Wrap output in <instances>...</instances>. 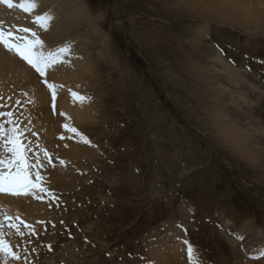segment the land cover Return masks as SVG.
<instances>
[{
	"label": "rangeland",
	"instance_id": "1",
	"mask_svg": "<svg viewBox=\"0 0 264 264\" xmlns=\"http://www.w3.org/2000/svg\"><path fill=\"white\" fill-rule=\"evenodd\" d=\"M256 2L261 17L224 22L180 0H0V31L11 43L35 32L45 54L69 46L48 68L60 69L64 86L79 85L67 87L93 109L80 125L58 118L62 87L51 71L41 76L0 43L47 96L42 105L8 85L0 113L19 120L42 106L41 115L59 119L58 136L80 149L52 163L62 178L35 179L37 195L16 210L0 207L8 264H147L178 239L202 264H264L245 254L240 237L256 243L264 232V0ZM44 13L47 29L36 21ZM10 118L0 123L11 128ZM22 134L27 160L48 167L52 148ZM8 158L0 139L5 166Z\"/></svg>",
	"mask_w": 264,
	"mask_h": 264
},
{
	"label": "bare ground",
	"instance_id": "2",
	"mask_svg": "<svg viewBox=\"0 0 264 264\" xmlns=\"http://www.w3.org/2000/svg\"><path fill=\"white\" fill-rule=\"evenodd\" d=\"M180 1H183L184 4L189 3V5H191V6H196L199 8V10L203 11V12H201V11L198 12V14L202 13L204 15V13H205L206 15H210L213 17L217 16V17L223 19L224 22H226V20L230 19V18L233 22H240L241 19L246 18L247 16L249 19L252 20L255 15L257 17H261L263 15L262 11L259 10V8H258L259 5L256 2L257 0H180ZM260 4H261V2H260ZM81 15L85 16V13H83ZM86 17H88V16L86 15ZM85 19L88 20V18H85ZM246 21H248V20L246 19ZM254 26H257V25H254ZM16 58H18V57H16ZM23 62L24 61H22V59H20V60L12 59L10 56H7V54L0 51V94H4L5 92H7V93L12 92V91H9V88H8V85L9 86L11 85L12 87L15 88V89H13V93L15 91H19V90H25L28 93L34 92L35 94L33 93L31 95V99L34 101L36 100L35 103L38 102L39 104L42 103V105H43V98H44V100H46L45 98L47 96L45 97L43 95L44 90L40 89L41 83L39 84V81H36V79H35L36 77H33L32 74L29 73L28 70H26L27 68L25 67V63H23ZM49 71H51L50 77L52 79L56 80L55 83H57V84H55V85L57 86L58 84H60V86H58V87H62L61 89H59V95L62 97L59 96L57 111H55L56 114L59 115L58 118H63L65 120V119H68L72 116H75L74 118L77 121H79V125L82 124V120L91 119L93 117L92 116L93 115L92 114L93 109H92L91 103L88 101L87 102H81L80 99H78V98L82 95H78V97H73V95H72L73 92H71V90H70V88L71 89H73V88L77 89V88H81V87L79 85H75V84H70V85L64 86L63 83H65V82H63V83L61 82L62 79H64V77H63V74L59 68H53V69L47 68L46 72H49ZM43 85L45 87V84H43ZM67 86H71V87L69 88ZM29 88H32V90L29 91ZM69 97H71V98H69ZM82 97H84V96H82ZM2 100L4 101V102L2 101L4 104H5V102H8V103H6V105L8 104L9 109L14 108V111H15V105H13L14 103H13L12 98H10V97L7 98L6 96H4ZM39 108L40 109H36V110L34 109L35 110V111L33 110L34 112L31 111L32 114L29 118L26 116L22 117L23 114L25 113V112L24 113L22 112V114L19 113V120H15L13 118V116H11L10 120L12 122L16 123L15 125L18 126V128L20 129V131L22 133H25V134L28 133V135H29V137H27L28 143H30V141H33V138L34 139L36 138L37 144H38V142L41 143L40 140L44 143L43 146H44L45 150L46 149L49 150L50 148H52V152L50 151L48 157L46 158V160H48V162H49L48 167L46 166V164H44V166H42L40 164V166L42 168L40 170H38L40 168L39 167L38 169L35 170V166L33 165L34 162H32L31 160H30V162L28 161V164L30 165L29 169H30L31 178L33 180H35L37 175H39L40 179H38V180L41 183L48 184L49 179H50L49 176L54 175V173H56V175L59 178L60 177L62 178L65 175V173H63V171L61 172L60 169L55 171L54 170L55 167L54 168L52 167V165H53L52 163L53 162H60L61 159H63V158L67 159L68 157L69 158L72 157L71 159H73L76 157V156L73 157L74 151L77 152L80 149L78 147H73L74 143L69 141L65 135L62 136L63 139L61 138V136H58L60 134V131L62 130V129L59 130L60 128L58 129V125H59L58 120L59 119L57 117L55 119L54 116H52L53 114L51 115V112H49L48 110L45 111L44 113L42 112L43 115H41L40 112L42 111L41 110L42 106ZM6 111L8 112V110H6ZM18 112H19V110H18ZM18 112L15 111V117H16V115H18L17 114ZM10 113H11V111H10ZM36 113L39 115H37ZM61 113H63V115H61ZM77 113H79V117H78ZM64 120H62V121H64ZM77 121H75L73 123H78ZM36 129H39L38 130L39 133L36 132ZM22 137H24V136H22ZM50 143H53V146H52V144L49 145ZM54 149L56 152L54 151ZM28 156H27V158H28ZM68 162H69V159H68ZM4 166L0 165V172H7L6 168H5L6 166L5 167ZM44 168H48V169L45 170ZM37 171H39V173H37ZM52 182H54V181H52ZM36 189H37V187H36ZM31 193H32V195L36 194L35 190H34V192L31 191ZM27 195H30V192ZM27 195H14L12 193H3L0 191V207L12 206L14 208V210H16L18 208L17 206L21 202L22 198H26ZM31 199H32V197L29 198V200H31ZM40 203H41V201H40ZM22 214H23V212H22ZM26 216H27V214H26ZM28 216L31 217V215H29V214H28ZM263 234H264V232L259 231L258 236L261 239L256 243L254 241H251V242L249 241L250 237H253V236H251L250 233L242 232L240 234L241 235L240 237H241L242 242H243V248H245V250H244L245 254L249 255V257H251L254 260V262L258 261L256 259H260V261L264 260V254H262V253H264V237H263L264 235ZM261 235H262V237H260ZM177 241H178V243L175 246L173 245L174 247H172V248H170L167 244V246L165 248V253H162V254L159 253V255L154 256L155 258L152 257L154 259H157V261H155V262L153 261L154 264H186V262L188 263L189 258L187 257L185 259L183 257V254H185V253L187 254V250L183 249V246L185 243L183 244V241H181L179 239ZM252 242H254V244ZM186 248H188V244H186ZM2 252L0 251V264L11 263L12 261L10 262L7 259L8 257H5ZM195 258H196V260H198V264H200V263L202 264L201 260L197 259L198 256L196 253H195ZM151 260L152 259H150L147 264H149V263L152 264L153 262L151 263ZM247 261H249V259H247Z\"/></svg>",
	"mask_w": 264,
	"mask_h": 264
},
{
	"label": "snow or ice",
	"instance_id": "3",
	"mask_svg": "<svg viewBox=\"0 0 264 264\" xmlns=\"http://www.w3.org/2000/svg\"><path fill=\"white\" fill-rule=\"evenodd\" d=\"M7 2V0H5ZM37 5L33 2L26 8V11L34 9ZM51 19L48 13H44L36 17V21L40 23L42 28L47 29V22ZM23 31H29L28 29H22ZM32 40H25L23 43H11L8 38H6L3 31H0V43H2L8 50L15 51L18 56H20L24 61L27 62L37 73L41 76L45 75L46 69L51 65L61 62L60 54L69 51V46L64 45L57 48L55 51H49L45 54L39 49L43 48V41L39 36L33 32ZM11 36V33L8 34ZM45 84L49 89H53L54 85L48 83L45 80ZM73 97H78L77 93H72ZM80 101L88 99L87 97H79ZM53 100H55V92L53 91ZM0 115L12 116V113H0ZM63 115V113H61ZM11 123V121H9ZM63 127L70 133H77V129L70 127L69 124H64ZM22 132L18 126L13 125L11 128H5L4 124L0 123V139L4 140V147L8 153H10V158L7 161L6 167L7 172H0V191H8L14 195H27L32 188L37 187L31 178V174L28 171L30 165L27 160V145L23 143ZM63 139V137H61ZM87 142V141H86ZM63 163V162H62ZM0 165H5V161L0 159ZM36 179H40L37 175ZM11 227H16V225H11ZM188 244L187 241L184 242ZM0 251L8 252L9 246L0 241ZM187 254L192 264H198V260L195 258V251L190 244H188ZM264 254V253H262ZM15 257V253H12Z\"/></svg>",
	"mask_w": 264,
	"mask_h": 264
}]
</instances>
